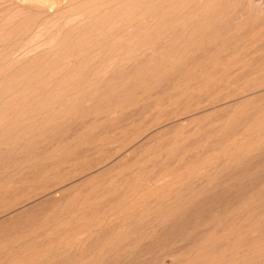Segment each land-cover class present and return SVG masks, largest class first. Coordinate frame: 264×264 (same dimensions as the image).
<instances>
[{
  "label": "rangeland",
  "instance_id": "1",
  "mask_svg": "<svg viewBox=\"0 0 264 264\" xmlns=\"http://www.w3.org/2000/svg\"><path fill=\"white\" fill-rule=\"evenodd\" d=\"M32 1L34 0H17L20 4L31 3ZM57 1L61 5L64 3V1ZM0 4L6 6V1L0 0ZM246 4L248 5L247 9L252 15L259 18L264 17V0H246ZM44 5L46 8L48 5L49 11H53L55 7L52 0H45ZM263 30L264 27H261L259 32ZM43 40L38 44L37 51L50 50V46L44 44ZM249 43H252L254 46L259 45V41L256 39L241 42L242 46ZM158 47L159 44L155 40L147 41L140 48L133 47L129 50L131 58L121 63L118 67L120 71L126 68L123 75L127 72L126 78L121 77L119 79L126 80L122 87L138 81V77L142 74V72L136 70V67L141 66L138 58H145L142 64L144 63L145 69L148 68L146 74L149 72L151 64L155 59L158 60ZM6 50L7 46L1 44L0 54L6 52ZM260 54L261 52H257L255 56ZM15 55L11 56L10 62L1 59L0 65L10 69L9 67L15 66L12 65L15 63L23 65L24 68H29L33 64L34 52L24 55L21 49ZM71 60L73 61V58L69 60L72 63ZM110 60V62L115 61L114 58ZM57 68L60 67L56 66V70H54L57 71ZM98 72L91 75L87 82L82 83L84 89L65 93L59 97L57 104L49 110L42 108L35 111V113L27 115L22 112L20 106H17L15 109L18 112L15 117L13 116L15 109H6L3 119H0V221L1 223L3 222V225H6V227L2 226L0 228V264H106L112 258V255L120 252L125 245H131L135 238L139 237L144 231L150 230V224L145 228L134 227L138 220L139 211L156 206L161 202L165 204L164 210H169L177 204L185 203L191 190L203 185L210 186L212 184L211 181H214L213 176L215 174H217V178L219 177L226 182L229 181L226 188H232L233 191H231L232 189L224 188V186L222 188L218 187L217 191L221 189L224 191L225 189L227 193L225 191L217 192L214 189L215 193L212 191L209 194L210 196L205 195L200 198L199 201L201 202L202 200L204 203L203 205L201 204L203 207L200 208H202V212L205 214L197 211V209L193 214L190 213L191 211L188 213L190 214L189 217L196 215L195 212H198L200 216L203 214L201 217L197 215V220L192 216L193 220H196V222L194 220V223L198 225L189 234L194 230L196 232L194 231L191 236H188L187 233L186 236V230L176 229L163 233L160 239L152 237L154 238L152 240V238L148 237V239L146 238V242L143 241L135 249L134 256H130V258H133V262L131 259L130 261L125 259L124 264H264V216H262L264 215V205L259 206L257 209L255 208L254 212H249L247 209H243L239 214H235L233 211L231 213L227 212V210H231L240 201L246 204L252 195L250 192H256L260 187L264 188V180L262 179L264 177V168L262 170L258 169L259 166V168L264 167V130L249 131L248 134L250 132L252 134L248 135L245 128L237 126L232 130L233 134L239 133L235 138L226 136L221 140L219 139L221 133L218 132L220 131L219 129L225 126H233L234 121L230 118L231 114L234 116V113L239 116L251 115V119L254 117L251 121L256 120L264 124V98L258 94L243 97V92L236 87L244 83L242 79H238L239 81L234 84L226 83V81H221L223 83L219 81L209 83L211 87L209 85L206 87H210L209 90L203 87L190 86L187 94L181 97L182 99H179H181L184 105L183 98L187 102L189 100L192 109L196 108L201 102V105H199L201 109L207 107L209 111L198 114L197 117H194L189 122L184 120L185 123L183 121H179L180 123L176 122V124L173 123L175 125L179 123L180 125L178 124L177 126L181 127V130L177 132L175 137L173 130L168 129L161 135L149 139H145L148 137H143L142 135L144 134H142L141 138L145 140L143 142L139 136L131 135V133L134 127L142 126L144 128L145 125L147 126L151 120L158 116L159 111L165 113V111L173 110L172 107H176V104L177 107L174 108L173 112L175 114L183 113V108L180 109L183 103L181 104L179 99H173L175 101L171 99L168 103L166 101L165 106L153 105L152 109L147 110L145 114L136 116V118L140 117V120L138 118L136 120L129 118L121 122L120 125L123 131L121 132L120 129L114 131L116 133L113 132L115 134L112 137L113 141L111 138L107 139L106 141L108 142L106 143L105 141L100 147L80 145L78 148H80V152L81 150L83 151V159L80 158V155L70 154L65 158L63 164L61 163V168L55 167L51 169L48 166L40 168L41 180L20 182L26 176L20 175V173L27 174L26 165L33 164L38 153L46 149H59V144L62 141L71 142L73 140L74 135L83 125L79 117L80 112H82L85 121H92L95 118V113L90 112V108L92 107L90 100H81V104L77 107V112L73 115L63 116L56 122L46 123L43 120L49 112L58 113L63 109L66 102H73L74 99L81 97L87 90L95 88L97 84L100 86L95 91L97 99L102 98L106 93L111 91L109 89L112 86L119 87L117 80L112 85V80L108 78L109 75L104 73V70ZM253 75L254 77L256 75V79L263 76H258V73ZM252 76L251 79H255ZM56 80L57 78L47 77L46 74L42 77L40 84L45 89L48 87L50 90H53L55 89L54 83ZM218 82L221 83L222 87H217ZM212 84L214 85L212 86ZM215 85L218 89L214 87ZM64 87L67 89V86ZM212 87L216 90L212 89ZM219 89H221L220 92H218ZM176 91L179 92V88ZM30 96L31 93L21 94L17 92L5 94L4 98H7L11 102L17 99V97L29 98ZM228 97H231L230 100L237 99L228 101ZM94 99L96 98L94 97ZM191 99L194 101L197 99L195 101L197 105L190 103ZM249 99L251 106L248 110L244 111L243 104ZM208 100L209 103L206 102ZM223 103L225 105H221ZM168 104L171 108L168 107ZM193 104L196 107H193ZM216 105H220L221 107H217ZM165 107L169 108V110ZM154 108L158 110H153ZM129 109L130 106L126 107L122 112H117L115 116L125 111V113L129 114L131 113ZM153 111L156 113L153 114ZM261 113L262 115L260 116ZM252 114H254L253 117ZM228 115L230 116L228 117ZM255 117L257 118L255 119ZM143 119L146 120L145 123H143ZM134 122L135 125H133ZM4 127H8L9 130H2ZM125 127L131 130V132L129 133ZM124 131L130 135V139L134 141L140 140V146L135 152L131 151L132 153H129V151H126L124 153L125 156L121 157L123 159L120 158L124 161L104 171L100 170L99 172V168L97 167V169L96 166L85 171L79 170L84 159L98 160L102 158L100 152L105 147H107L106 149L114 150L115 145H119L120 143V140L117 139V141L116 138H121L119 135H123ZM245 131L246 133H244ZM132 142H128L127 145H132ZM70 144L74 148V143ZM226 149H228L227 152H225ZM112 152L110 155L114 154ZM238 158L240 161L241 158L243 160L246 159L242 163L247 161L248 166L245 167L246 162L244 163L245 166L239 163L240 161H237ZM249 158L250 160L252 159L250 163L252 169L248 168ZM235 162L241 165H237L236 167ZM256 163L260 165L258 166ZM242 165L244 169L246 168V171L249 169L248 173H251L249 175L254 180V185H250L251 183L249 184L248 180L242 181L244 185L242 182L241 185L240 181H236L235 179V182L231 181L233 180L234 173L236 174L238 171L243 170ZM231 166L232 170L230 169ZM233 166H235L234 169ZM238 167L241 170H237ZM254 168H257L259 171L257 170L256 172V169L253 170ZM92 171L98 173L95 172L94 176L89 177L88 174L92 173ZM253 171L255 174L252 173ZM227 174L228 177L229 175H233L232 178L231 176L228 178ZM61 175L63 179L58 180L57 178L59 176L62 177ZM219 178L218 180L220 181ZM226 178L228 179L226 180ZM55 180L58 183L54 182V184L53 181ZM63 180L67 184V188L62 194L57 193L52 196L55 203L41 206L39 203L43 200L38 202L36 200L31 204L32 199H29L30 201H27L30 204L25 200L27 204L25 203L26 206H24L23 200L26 198L22 194L35 186L45 184H40L44 181H47L49 185L52 183V185H58L57 187H60L62 182L63 186L65 185ZM230 182H234L236 185L238 183L242 187L240 185L237 187L234 183L230 184ZM3 184L5 185L2 186ZM175 188L182 191L178 193L175 191ZM228 190L232 195L228 193ZM234 190H238L240 195H238V192L236 194ZM223 193L225 194L223 195ZM212 194H217L218 197L215 198L218 199L216 201L213 199L214 195L212 196ZM222 195L224 197L227 195V199L231 198L223 200L220 198ZM173 196H177V198L171 200ZM15 197L16 202L14 201ZM35 199L37 198H33L32 201ZM219 199H222V201ZM19 202H23V204ZM14 203H17L18 206ZM7 207L9 209L10 207L17 209L15 211L13 208L14 212L20 211L23 207L28 210L32 208L33 213L25 215L22 220L16 222L15 219H11L14 216L12 215L13 213L10 216L9 210L5 211ZM25 209L22 210L24 211ZM223 213L226 215L224 219ZM208 215L212 220L206 222L207 217H209ZM5 221L12 222L7 223ZM126 233L128 235L125 243L122 241L119 243V236L124 234L123 238H125ZM165 236L168 237L166 242L169 240H174L175 242L169 241V243H166ZM248 236L254 238L250 239ZM170 237L172 238L170 239ZM246 239H254L255 243ZM110 250L113 251L111 254H109ZM127 258L129 259V257Z\"/></svg>",
  "mask_w": 264,
  "mask_h": 264
},
{
  "label": "bare ground",
  "instance_id": "2",
  "mask_svg": "<svg viewBox=\"0 0 264 264\" xmlns=\"http://www.w3.org/2000/svg\"><path fill=\"white\" fill-rule=\"evenodd\" d=\"M4 1H6V6L0 4V45L5 44L7 50L0 54V60L5 59L7 62H10L9 59H11V56L13 54L15 55V53L21 49L24 55L33 52L35 55L33 56V64L29 68H24L23 65L17 63L12 64L15 66L9 67L10 69L0 65V119H3L6 109H15L17 106H20L22 112L27 115L35 113V111L42 108H47L49 110L57 104L60 96L65 93L75 92L78 89H84L82 83L87 82L90 76L96 74L98 71L104 70V73H107V75H109L108 78L112 80V85L113 82L117 80V85H119V87L121 86L120 88L112 86L109 89L111 91L106 93L102 98L97 99L95 91L100 88L97 84L95 88L87 90L81 97L74 99L73 102H66L63 109L58 113L49 112L43 120L46 121V123L56 122L63 116L73 115L77 112V107L81 104V100H90L92 102L90 112L95 113V118L92 121H85L82 112H80L79 117L83 125L78 129L73 140L71 142L62 141L59 144V149H46L38 153L34 163L26 165L27 174L20 173V175H26L20 182L41 180L40 168L47 166L51 169L55 167L61 168L65 158L70 154L80 155V158L83 159V151L81 150L80 152V148H78L80 145L84 144L100 147L107 139H112L115 135L113 134L114 131L117 129H120L121 132L123 131L120 125L121 122L129 118L136 120L138 118H136V116L145 114L153 105L165 106L166 101L168 103L171 99L176 100L185 96L190 86L206 88L209 83L226 81V83L234 84L239 81L238 79H242L244 83L236 87L243 92V97H250L251 94H258L264 98V30L259 32V29L264 27V17L259 18L252 15L247 9L248 5L246 4V0H59L64 1V6L57 0L55 2L52 0L55 5L53 11H49L48 5L46 8L44 5L45 0H34L27 4H20L17 0ZM42 39H44V44L50 46L49 51H37L36 48ZM252 39L259 41V45L254 46L252 43H249L248 45L242 46V41H250ZM155 40L159 44L158 60L155 59L149 68V72L146 74L148 68L145 69L144 63L142 64L145 58H138L141 66L136 67V70L142 72V74L138 77V81L126 84L122 87L126 80L119 79L121 77L126 78L127 72L123 75L126 68L120 71L118 67L121 63L131 58L129 56V50L133 47L140 48L144 46L147 41ZM171 46L175 48L173 49ZM257 52H261V54L255 56ZM70 58H73V61L71 60L72 63L69 61ZM111 58H114L115 61L110 62ZM56 66L60 67L57 68V71H55ZM257 73L258 76H263L256 79V75L254 77L253 74ZM259 73L262 74L259 75ZM46 74L47 77L57 78L54 83L55 89L50 90L48 87L45 89L41 86L40 81ZM251 76L255 79H251ZM218 83L217 87H222L221 83ZM63 85L67 86V89H65ZM213 85L214 84H212V86ZM210 87L206 89L209 90ZM214 87L216 88V85ZM214 87H212V89ZM178 88L179 92L176 91ZM144 89L146 90L142 91ZM220 90L221 89H219L218 92H220ZM17 92L21 94L31 93V96L29 98L17 97V99L11 102L8 101L7 98H4L5 94H14ZM94 97L96 99H94ZM231 97H228V101L237 99L234 98L230 100ZM181 99L179 100L182 104L183 102ZM185 100L183 98L185 105L183 103L180 108H183V113L181 111V113H178L180 109L177 112L178 114L173 112L174 108L177 107L176 103H179V101H177L175 103L176 107H172L173 110L165 111V107V113L159 111L158 116L156 115L157 117L153 120L150 119L151 122L147 126L145 125L144 128L140 125V127H134L131 135L141 138V135L144 134L145 136H142L148 137L145 139H149L161 135L168 129H172L175 137L177 132L181 130V127L177 126L180 123L179 121L184 122V120H187L189 122L194 117H197L198 114L209 111L207 107L201 109L199 106L201 102L196 107L194 104H196L195 101L197 99L195 101L191 99L192 101L190 103H194L193 107H196L193 109L191 108L192 105L189 104V100L188 102ZM206 102L209 103V100ZM250 102L249 99L243 104L245 108L244 111L250 108ZM221 105L225 104L223 103ZM128 106H130L129 110L131 113L128 114L125 113V111L115 116L117 112L124 111ZM216 106L219 107L220 105ZM168 107L171 108L170 105ZM169 108L166 109L169 110ZM156 109L157 108H154L153 110ZM197 109L199 110L196 111ZM17 112L18 110L15 109V114H13L14 117ZM155 113L156 112L153 114ZM213 114L216 115L215 113ZM234 114L235 116L233 114H231L232 116L228 115V117L230 116L232 121H234L233 126H225L219 129L220 131L218 132H221L219 135L220 140L226 136L235 138L239 133L233 134L232 130L237 126L245 128L247 133L246 131L244 133L246 134L253 130H264L263 123H259L256 120L251 121L254 118L253 115L256 113L252 114V119L251 115L239 116L236 113ZM261 115L262 113L260 116ZM256 118L257 117H255V119ZM138 119L140 120V117ZM167 120L168 122H166ZM145 121L146 120H144L143 123H145ZM176 122L179 123L175 125ZM133 125H135V122ZM2 130L8 131L9 128L4 127ZM126 130H128L129 133L131 132L128 128ZM251 132L249 134H252ZM126 133L127 132L123 135H119L121 138H116V140H120V143L119 145H115V148H113L114 150L106 149L107 147L101 150L100 153L102 158L91 160L85 156L86 160L84 159L79 170L85 171L93 167L95 168L96 166V168H99L100 172V170L104 171L124 161L121 160L123 159L121 157L126 151H129V153L131 151L135 152L140 146V140L134 141L130 139V135ZM143 140L144 139L141 141ZM107 142L108 141H106V143ZM128 142H132L133 144L127 145ZM70 143H74V148ZM227 151L228 149L225 150V152ZM111 152L114 154L110 155ZM252 159L250 160L249 158L248 168H251L250 163ZM244 160L241 158L240 161L238 158L237 161H240L239 163L243 165L246 162V166H244L247 167V161L242 163ZM235 163L236 167L237 165H241L237 162ZM259 163L256 164L259 166ZM243 165L241 166L243 169L242 171H238L236 174L231 171L234 173V176L232 175L233 180L231 181H240L241 184L242 181L248 180L247 182L252 185L254 180L250 178L251 175L249 174L251 173H248L249 169L247 168L248 171H246ZM235 166H233V169ZM239 167L237 170L240 169ZM259 167V170L264 168ZM230 169L232 170V166ZM255 169L257 172L258 169L254 168L253 170ZM95 172L92 171V173H89V177ZM252 173L255 174L254 171ZM216 176L217 174L213 176L214 181H211L212 184L210 186L203 185L197 189L191 190L185 203L177 204L172 209L164 210L165 204L161 202L156 206L139 211L138 220L134 227L145 228L150 224V230L141 233L139 237L135 238L131 245H125L120 252L116 254L113 253L114 255L111 256L112 258L106 264H119V262L120 264H124L125 259L129 261L131 259L132 261L133 258H130V256H134L135 249H137L143 241L146 242V238L148 239V237L160 239L163 233L176 229L186 230L187 232H185V235L187 236L188 233V236H191L195 230L189 234L190 231L198 225L194 223L195 219L193 220V217L197 220V215H199V213L195 212L196 215H192L193 217H189L190 214L188 213L191 211L190 213L193 214L196 209L202 212L203 210L200 207H203L201 204L203 205L204 203L202 200L201 202L199 201L200 198L205 195L210 196L209 194H211L212 191L215 193L214 189L217 191L218 187L222 188L224 186V188H226L227 183H229V181H223L218 177L220 179L219 181ZM230 176L231 175H229V177ZM59 177L57 178L58 180L63 179V176ZM228 178H226V180ZM262 179L264 180V177ZM54 182L58 183L56 180L53 181V183ZM234 182H230V184ZM244 182H242L243 185ZM40 184L43 185L35 186L22 194V196L26 198H22L24 199V204L29 199L33 200V198H37L34 201L31 200V204L36 200V202L43 200L39 203L41 206L51 205L54 202L52 196L57 193L62 194L67 188V184L64 183L66 186H62V182L61 186L59 185L60 187H57L58 185H49L47 181ZM4 185L5 184L2 186ZM239 185L237 183L236 186L238 187ZM241 185L240 187H242ZM256 189H258V187H256ZM229 190L228 193L230 192ZM175 191L180 193L182 190L175 188ZM219 191L222 192L223 190L221 189ZM231 191H233V189ZM235 192L237 194L238 190ZM253 192H250L252 195L246 204L240 201L238 204L234 205L231 210H227V212L231 213L233 211L235 214H239L243 209L254 212L255 208L257 209L259 206L264 205V188L260 187L258 191ZM224 194L225 193H223V195ZM213 195V199L216 201L218 198L215 197L218 196L217 194H212V196ZM223 195L220 197L223 200L225 198L226 200L231 198L227 199V195L226 197ZM238 195H240L239 192ZM175 198H177V196L171 197V200ZM222 199L219 200L222 201ZM14 201L16 202V197ZM23 202L19 203L23 204ZM14 204L17 205V203ZM26 204L24 206H26ZM17 206H15V208H17ZM13 208L10 207L9 209L7 207L5 211L7 212L9 210L10 216L11 213H13L12 215L14 216L11 219H15L16 222L22 220L25 215L33 213L32 208L28 210L24 207H20L21 210L19 209L20 211L17 212H14V210L16 211L18 208H14V210ZM198 208H200V210H198ZM22 209L25 210L23 211ZM227 212L225 211L228 215ZM202 213L205 214L204 212ZM225 213L222 215L223 219L226 218V215H224ZM10 216L8 217L10 218ZM211 220L209 216L206 222ZM2 226L6 227V225H3V222L1 223L0 221V228ZM182 232L184 233V231ZM123 235L119 236V243L121 241L125 243L128 233L125 234V238H123ZM165 237L166 242L168 237ZM154 238H152V240ZM171 238L172 237H170V239ZM248 238L250 237L248 236ZM246 240L255 243L254 239ZM169 241L166 243H169ZM112 252L113 251L110 250L109 254ZM127 257H129V259Z\"/></svg>",
  "mask_w": 264,
  "mask_h": 264
}]
</instances>
